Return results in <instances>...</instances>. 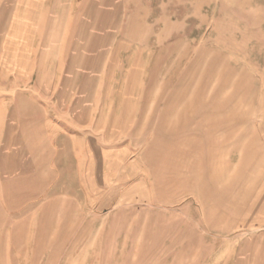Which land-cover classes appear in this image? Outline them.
Here are the masks:
<instances>
[{
    "label": "rangeland",
    "instance_id": "1",
    "mask_svg": "<svg viewBox=\"0 0 264 264\" xmlns=\"http://www.w3.org/2000/svg\"><path fill=\"white\" fill-rule=\"evenodd\" d=\"M173 7L179 33L102 86L112 155L93 180L21 86L19 129L0 134V264H264V0Z\"/></svg>",
    "mask_w": 264,
    "mask_h": 264
},
{
    "label": "crops",
    "instance_id": "2",
    "mask_svg": "<svg viewBox=\"0 0 264 264\" xmlns=\"http://www.w3.org/2000/svg\"><path fill=\"white\" fill-rule=\"evenodd\" d=\"M6 2L0 0V134L19 129L16 105L27 85V100L41 112L29 113L31 124L47 137L68 134L62 162L79 165L83 185L93 180L99 158L112 155L101 141L102 86L109 78L118 82L126 69L141 71L153 36L162 44L179 33V20L165 13L168 7L174 12L175 0H11L10 17ZM187 2L189 17L197 2L213 0ZM9 147L7 160L15 156Z\"/></svg>",
    "mask_w": 264,
    "mask_h": 264
}]
</instances>
